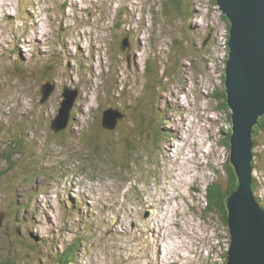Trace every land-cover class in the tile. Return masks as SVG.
Masks as SVG:
<instances>
[{
	"label": "rangeland",
	"instance_id": "rangeland-1",
	"mask_svg": "<svg viewBox=\"0 0 264 264\" xmlns=\"http://www.w3.org/2000/svg\"><path fill=\"white\" fill-rule=\"evenodd\" d=\"M164 3L0 0V264H226L228 223L205 193L228 189L233 170L214 97L227 21L213 0ZM65 89L75 96L53 133ZM108 106L122 116L111 131ZM91 134L112 150L88 149ZM254 137L264 211V124Z\"/></svg>",
	"mask_w": 264,
	"mask_h": 264
},
{
	"label": "water",
	"instance_id": "water-1",
	"mask_svg": "<svg viewBox=\"0 0 264 264\" xmlns=\"http://www.w3.org/2000/svg\"><path fill=\"white\" fill-rule=\"evenodd\" d=\"M215 2L229 24L224 89L232 124L230 161L237 179L236 188L225 198L230 233L226 264H264V211L252 195L250 178L252 130L264 114V0ZM48 85L41 88L44 97L52 88ZM62 94L65 98L51 119L53 133L65 128L75 96L68 89ZM121 117L113 107L104 109L102 125L113 130ZM1 218L0 213V223Z\"/></svg>",
	"mask_w": 264,
	"mask_h": 264
},
{
	"label": "trees",
	"instance_id": "trees-1",
	"mask_svg": "<svg viewBox=\"0 0 264 264\" xmlns=\"http://www.w3.org/2000/svg\"><path fill=\"white\" fill-rule=\"evenodd\" d=\"M182 1L183 0H165L164 5H165V8L168 11H169V8H171L173 11L176 10L178 13H180V9H181L180 6H181ZM213 2L216 4V2L214 0H213ZM222 16L227 21L226 17L224 15H222ZM227 29H229L228 22H227ZM227 38H228V34H227V37H226V44H227L226 47L228 49V39ZM149 72H150V69H149ZM221 78H222V83L224 84V73H222ZM214 97L219 102V108L223 112H225V114H227V121L229 123H231L230 112L228 111V106H227V103H226V93H225V89L224 88H218L217 90H215ZM109 107L110 106H108V108ZM105 109H107V107ZM117 109H119V108H117ZM100 121H101L100 122L101 126L104 128V126L102 125V113H101ZM118 122H117V125H118ZM263 124H264V114L258 118L257 125H255L253 127V130H252L253 147H254V145L256 143V140H255L254 135L256 134L257 127L258 126H261ZM108 131H111V130H108ZM227 134H228L227 138H229V136H230V129L228 130ZM135 136H136V133H135L134 137ZM85 140H86L87 148L88 149H89V147L94 148L93 149V152H96V154L98 152H104V154H105L108 151V149H110V146H111L110 144L106 143L104 145L105 148H101L100 149L99 148L100 147L99 144L96 143L95 140H94L93 134H91ZM124 140H125V142H126L125 144H126V146L128 148H130V149L131 148H134L133 144H130V142L128 141V139L125 138ZM16 144H19V142L18 141H14V144L13 145H16ZM110 150H112V149H110ZM252 153H254L253 150H252ZM7 156H6V158H7ZM229 171H230V173H229V180H230L229 183L230 184H228V186H227L228 189L225 190V188H222L220 182L215 180V181L209 183L206 186V193H205V203H206L205 210H206V213H208V212H218L219 213V211L221 212V210H223V213H224L223 214V216H224V219L223 220H224V222H226V209H225L226 208V204H225V198L237 186V182H236V178H235L234 171L233 170H229ZM251 191L253 193V183H251ZM65 251H66L65 254L68 253V256H69V253H70L71 249L68 248Z\"/></svg>",
	"mask_w": 264,
	"mask_h": 264
},
{
	"label": "bare ground",
	"instance_id": "bare-ground-1",
	"mask_svg": "<svg viewBox=\"0 0 264 264\" xmlns=\"http://www.w3.org/2000/svg\"><path fill=\"white\" fill-rule=\"evenodd\" d=\"M136 39H137V37H136ZM169 146V145H168ZM167 194V193H166ZM163 197H161V200L163 201ZM256 202V204H257V201H255ZM259 203V202H258ZM258 205V204H257ZM259 206V205H258ZM262 206V205H261ZM260 207V206H259ZM261 208V207H260ZM159 209V208H158ZM262 209V208H261ZM178 210V209H177ZM176 210V211H177ZM262 211H263V209H262ZM160 226V229L164 226V224H159ZM158 227V226H157ZM158 233V232H157ZM152 237L154 238V239H158V236H157V234H154V235H152ZM156 241V240H155ZM154 241V242H155ZM170 248V246H169V243H168V245H166L165 246V249H166V251H165V255L167 254V252H168V249ZM158 253H161V251L158 249ZM162 260L164 261L165 260V258H162Z\"/></svg>",
	"mask_w": 264,
	"mask_h": 264
}]
</instances>
